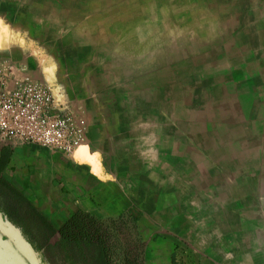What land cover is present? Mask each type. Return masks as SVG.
<instances>
[{"label": "rangeland", "instance_id": "374dc122", "mask_svg": "<svg viewBox=\"0 0 264 264\" xmlns=\"http://www.w3.org/2000/svg\"><path fill=\"white\" fill-rule=\"evenodd\" d=\"M0 66L49 86L89 152L125 153L104 161L134 198L131 214L102 218L112 264H144L145 202L168 212L212 192L264 200V0H0ZM41 163L11 174L63 171ZM30 219L48 264H102L96 245L58 244L63 218L48 217L51 229Z\"/></svg>", "mask_w": 264, "mask_h": 264}, {"label": "crops", "instance_id": "0c3cea01", "mask_svg": "<svg viewBox=\"0 0 264 264\" xmlns=\"http://www.w3.org/2000/svg\"><path fill=\"white\" fill-rule=\"evenodd\" d=\"M5 151L10 154L4 167L0 166V189L2 183L11 185L47 218L53 215L55 220L60 217L65 221L76 209L88 211L100 219L132 213L133 196L119 193L114 182L117 173L114 175L112 169L107 173L104 162L108 156L110 162L113 158L122 163L126 158L121 149L107 154L100 150L96 153L97 164L87 158L84 150L67 155L32 144L9 147L0 143V160ZM37 161L45 168L52 167V172L59 171L61 163L60 177L53 178L50 170L42 173L28 167L18 175L11 174L16 165ZM105 173H111L114 178L106 179ZM45 183L49 184L48 192L36 195L37 186ZM233 194L228 191L220 197L219 193L212 192L202 207L185 202L168 212L161 201L153 206L145 202L138 207L139 226L145 230L144 264H264L261 193L254 194L253 198L241 192L239 196ZM51 207H58L60 211L48 212ZM7 209L0 200V210ZM156 232L159 235L154 237Z\"/></svg>", "mask_w": 264, "mask_h": 264}, {"label": "built area", "instance_id": "2783aa9c", "mask_svg": "<svg viewBox=\"0 0 264 264\" xmlns=\"http://www.w3.org/2000/svg\"><path fill=\"white\" fill-rule=\"evenodd\" d=\"M24 68L0 66V143L32 144L73 155L86 144V131L71 111L61 110L49 86Z\"/></svg>", "mask_w": 264, "mask_h": 264}, {"label": "trees", "instance_id": "16d2710c", "mask_svg": "<svg viewBox=\"0 0 264 264\" xmlns=\"http://www.w3.org/2000/svg\"><path fill=\"white\" fill-rule=\"evenodd\" d=\"M9 152H3L0 163L1 167H4L5 163L7 162V157L9 156ZM12 188L11 185H8ZM14 191L15 188H12ZM17 194H20L17 191ZM33 211L34 217H37L40 221L43 222L45 227L50 228L53 227L52 223L49 219L40 212L36 207H31ZM7 214L8 218L18 227L21 228L25 237L34 242V238L31 237L29 234L30 225L24 221L21 216H18L15 212L7 209L4 211ZM30 222L32 220L30 219ZM57 231L60 234V243L59 245H72V246H86L89 247L91 245H96L100 260L102 264H112V259L110 256V234L109 228L104 224L103 220L94 216L88 211H84L82 209H76L73 211L69 217L63 221ZM122 264H139L138 261L133 258H125Z\"/></svg>", "mask_w": 264, "mask_h": 264}, {"label": "water", "instance_id": "95a60500", "mask_svg": "<svg viewBox=\"0 0 264 264\" xmlns=\"http://www.w3.org/2000/svg\"><path fill=\"white\" fill-rule=\"evenodd\" d=\"M87 158L97 164L96 153H89L87 146L80 147ZM0 264H46L40 252L25 237L20 227L15 225L6 214L0 210Z\"/></svg>", "mask_w": 264, "mask_h": 264}, {"label": "flooded vegetation", "instance_id": "af4514ba", "mask_svg": "<svg viewBox=\"0 0 264 264\" xmlns=\"http://www.w3.org/2000/svg\"><path fill=\"white\" fill-rule=\"evenodd\" d=\"M0 200L3 201V204L7 205L9 210L15 212L18 216H21V218L24 221H26L28 226L30 225V223H31L30 222V215L31 214L33 215V211L31 209L32 205L26 198L23 197V195L21 193L17 194V191H14L12 188H10V186L2 183V186L0 189ZM3 213H4V211H3ZM4 214H6V213H4ZM35 232H37V231L35 229H33L34 234H35ZM41 242H42V240L39 239V240H34V242H31V243L34 246V248L40 252V255H41L42 259L45 261V263L48 264V262L45 260L44 254H43L44 247L39 248L40 247L39 243L41 244Z\"/></svg>", "mask_w": 264, "mask_h": 264}]
</instances>
